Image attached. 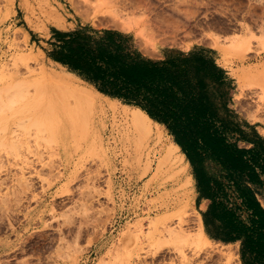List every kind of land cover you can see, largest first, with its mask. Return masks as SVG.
I'll use <instances>...</instances> for the list:
<instances>
[{
  "label": "rangeland",
  "instance_id": "obj_1",
  "mask_svg": "<svg viewBox=\"0 0 264 264\" xmlns=\"http://www.w3.org/2000/svg\"><path fill=\"white\" fill-rule=\"evenodd\" d=\"M79 29L151 55L214 50L234 119L264 129V0H0V264H241L235 245L193 241L196 182L186 160L161 164L165 129L139 143L130 107L48 59L55 32Z\"/></svg>",
  "mask_w": 264,
  "mask_h": 264
},
{
  "label": "trees",
  "instance_id": "obj_2",
  "mask_svg": "<svg viewBox=\"0 0 264 264\" xmlns=\"http://www.w3.org/2000/svg\"><path fill=\"white\" fill-rule=\"evenodd\" d=\"M57 44L51 55L68 71L98 92L140 107L165 127L189 162L198 189L211 195L204 223L220 219L228 240L243 238V264H264V210L239 180L264 185V140L241 128L248 125L218 116L224 105L222 84L209 83L200 73L203 64H186L188 59H146L116 31L55 32ZM237 141L253 146L241 149ZM231 195L241 200L239 206H229ZM243 211L249 220L241 219Z\"/></svg>",
  "mask_w": 264,
  "mask_h": 264
},
{
  "label": "crops",
  "instance_id": "obj_3",
  "mask_svg": "<svg viewBox=\"0 0 264 264\" xmlns=\"http://www.w3.org/2000/svg\"><path fill=\"white\" fill-rule=\"evenodd\" d=\"M111 31H116V30H111ZM116 32L120 33L123 36L128 37L130 40V43L133 45L135 50L142 57L149 59L151 61H154V62H164V61H173V60L183 61L185 59H188L187 61H184L186 64H190V65L191 64H194V65L203 64V65H201L202 66L201 69L198 67L200 69L201 76H203L205 78V80H207L209 83H212V85L215 84L214 81L218 82V84H220V83L222 84L221 86H222V91H223L222 94L224 97V102H223L224 105L218 107V110H217L218 116L222 117L224 115L228 119H231V123L234 121L233 111L229 110L230 108H228V106H229L228 104H230V101L232 100V96H233V90L231 88V86L233 87V83L229 82L232 80V77L230 76V73L228 72L227 68L223 65L222 61L217 57L214 50L209 49V48H205V47H191L186 51L185 50L165 49L163 51H158L157 54L151 55V54H147V53L142 52L137 47L133 38L130 35L123 33V32H120V31H116ZM50 43H51V45H50L51 49L49 50L50 52H49V58L48 59L52 63L64 68L69 74L73 75L74 77H76L80 81H82L83 83L92 87L99 97H103V98L110 100V101H113V102H118L122 106H128L130 108H139L140 110H142L138 106L126 104L119 99L111 98V97H108V96L98 92L95 85L85 81L84 79L79 77L76 73L68 71V69L65 65L61 64L60 62H58L54 59V57L56 55H54V57L51 55V52L53 50L59 49V44H57L55 46V45H53V42L50 41ZM198 60H201L202 63L200 61L197 62ZM143 112L147 115V113L145 111H143ZM236 121L238 123V120H236ZM152 122L165 129V127L163 125L159 124L158 122H155L154 120H152ZM248 125H249V129H247L245 125H241V128L248 131V132L251 131V132L255 133L256 135L260 136L264 140V129L261 126L251 125V124H248ZM165 131L167 132L166 129H165ZM173 143H175V142L173 141ZM175 145L178 146L176 143H175ZM236 145L238 148L246 149V150L252 148V146H253L250 143H246V142H242V141H237ZM178 148L181 151L179 146H178ZM181 154L184 156V160H186V157L182 153V151H181ZM186 162L189 165V167L191 168L189 162L187 160H186ZM191 170H192V168H191ZM192 176L194 177L193 174H192ZM194 180H195V178H194ZM239 180L242 182L243 186H245V188H247L251 197L259 204L261 209L264 210V185L259 186V185L250 184V183H247L246 181H244V179H242V178H239ZM262 180L264 182V177H262ZM195 182H196V180H195ZM231 196L232 197L230 198L231 201L229 203V206L235 205V204H237L239 206L241 204V200H237L234 197V195H231ZM210 204H211V195L209 194V192L207 190H205V191L199 190L197 187V182H196V195L194 197L193 206L197 211H199L205 235L209 239H213V240L222 242L224 244L235 245L238 248V255L240 258V262H241V264H243V260H241V248H243V238H232V239L228 240V238H226V234H225L224 228H223L224 223H222L220 219H215L212 223H208V224L204 223L203 216L207 213V210H208ZM240 216H241V219H243L244 221L249 220V213H245V211L241 212ZM221 238H224V241ZM244 243H245V241H244ZM250 258L254 259V255L251 256ZM246 264H250V263L247 262Z\"/></svg>",
  "mask_w": 264,
  "mask_h": 264
},
{
  "label": "bare ground",
  "instance_id": "obj_4",
  "mask_svg": "<svg viewBox=\"0 0 264 264\" xmlns=\"http://www.w3.org/2000/svg\"><path fill=\"white\" fill-rule=\"evenodd\" d=\"M73 93H74L73 95L77 98H82L85 96L81 91H77V92L75 91ZM123 111L125 113L124 115L128 119L127 122L129 123V127L131 128L130 130L134 134L133 135L135 138L134 140L138 141L141 144L147 142L152 137L154 132L153 129L154 123L152 122V120L139 108H129V109L125 108L123 109ZM155 126H157V124H155ZM162 159H163V161L161 160L162 165L163 162H169V163L171 162L172 164H179L182 166V171H185L184 156L180 153L179 148L178 146L175 145V143L170 142L169 145L164 148V155ZM188 180H191L190 177H188ZM167 233L174 234L175 232L168 230ZM192 239L199 246H202L203 244L209 242V240L204 234L201 220H199L197 233L195 236H193ZM228 257L230 258V260L235 258V252L232 249L229 250Z\"/></svg>",
  "mask_w": 264,
  "mask_h": 264
}]
</instances>
